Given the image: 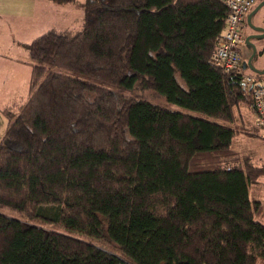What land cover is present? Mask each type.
<instances>
[{"label": "trees", "instance_id": "16d2710c", "mask_svg": "<svg viewBox=\"0 0 264 264\" xmlns=\"http://www.w3.org/2000/svg\"><path fill=\"white\" fill-rule=\"evenodd\" d=\"M81 6V28L24 44L28 96L0 107V264H264V159L241 148L264 128L212 63L226 2Z\"/></svg>", "mask_w": 264, "mask_h": 264}, {"label": "rangeland", "instance_id": "374dc122", "mask_svg": "<svg viewBox=\"0 0 264 264\" xmlns=\"http://www.w3.org/2000/svg\"><path fill=\"white\" fill-rule=\"evenodd\" d=\"M15 1H17L18 3H15ZM35 1V3H34ZM49 2V6L48 3L44 4L43 2H41L40 0H22V3L25 5H29L31 6V4H33V6H35V13L39 16L36 20V25L35 27H37V31L38 32H42L43 29H47V28H55V29H79L82 27L83 25V6H81V3L85 2V0H45ZM264 0H260L259 2H257L255 4V6H253L251 8V10H256V12L261 11L263 12L264 9V2L261 3ZM3 4L2 6H5L6 8H8L7 10H11L14 12H21V0H9V3H6V1H2ZM261 3V4H260ZM6 4V5H5ZM42 4L44 6H42ZM50 5H52V10L50 8ZM33 8V7H32ZM32 10V9H31ZM251 23L254 24V19L252 18ZM244 34L245 36L249 35L251 33V30L249 29V26L244 23ZM256 45L258 47V50H260L263 46H264V41L263 40H259L256 41ZM239 50H240V56H241V60L245 61L249 58V56L251 55V48L248 44H242L239 46ZM252 64L255 68L257 69H263L264 68V52L256 55L255 57H253L252 59ZM244 71L246 73H251L250 69H244ZM264 76V73H263ZM125 94L134 98V99H142V100H147L153 103H157L160 105H163L171 110L174 111H180L183 113H187L190 114L192 116H196V117H202V118H206L208 120L211 121H215L217 123L220 124H224V125H229V123L225 120L222 119H218V118H214V117H210V116H206L204 113L202 112H198V111H194V110H190L187 109L185 107L179 106L177 104L171 103L169 101H167L165 98L160 97L155 95L154 93H152V91L150 90H139V89H133V90H125ZM8 125V121L6 120V118L0 113V136H2V134L5 132L6 128ZM252 132H256V129H252V127H250ZM257 133H259V131H257ZM254 145L250 146L247 145L246 143L242 142V147L241 148H245L246 150V154H250V150L252 154H254V159L257 162H262V159H264V140L261 138H254L253 139ZM3 213H9L12 216H15V214L7 212L6 210H2ZM262 223L264 224V219L262 220ZM98 245L104 246L105 248H108L111 252L115 253V254H121L118 250V248L115 246V244H108V243H102L100 241H95Z\"/></svg>", "mask_w": 264, "mask_h": 264}, {"label": "crops", "instance_id": "0c3cea01", "mask_svg": "<svg viewBox=\"0 0 264 264\" xmlns=\"http://www.w3.org/2000/svg\"><path fill=\"white\" fill-rule=\"evenodd\" d=\"M2 1L9 3V0H0V107L13 98L19 97L23 101L27 98L30 59L24 44L51 29H43L41 33L37 31L35 25L39 16L35 13L33 4L24 6L21 0V12H14L2 6ZM40 1L48 3L49 6L48 1ZM50 8L52 10V5ZM251 8L245 15L243 25L246 23V16L252 11ZM256 11L257 9L253 11L250 20L253 18L255 25H263L264 9L263 12Z\"/></svg>", "mask_w": 264, "mask_h": 264}, {"label": "built area", "instance_id": "2783aa9c", "mask_svg": "<svg viewBox=\"0 0 264 264\" xmlns=\"http://www.w3.org/2000/svg\"><path fill=\"white\" fill-rule=\"evenodd\" d=\"M224 1L229 8V13L223 33L212 54V63L224 72H232L241 76L243 84L251 90L255 121L264 128V77L244 71L239 50V46L245 44L246 36L243 31L245 15L257 0Z\"/></svg>", "mask_w": 264, "mask_h": 264}, {"label": "water", "instance_id": "95a60500", "mask_svg": "<svg viewBox=\"0 0 264 264\" xmlns=\"http://www.w3.org/2000/svg\"><path fill=\"white\" fill-rule=\"evenodd\" d=\"M263 2L264 1H262L261 3H263ZM253 11L248 13V15L246 16V24L249 26L251 33L246 36L245 43L250 46L251 55L249 56V58L247 60L243 61V68L244 69L248 68L257 74H263L264 68L263 69H257L253 66V64L251 62L253 57L264 52V46L260 50H258V47L256 45V41H259V40L264 41V24L263 25H255V24L251 23L250 17L252 15Z\"/></svg>", "mask_w": 264, "mask_h": 264}]
</instances>
